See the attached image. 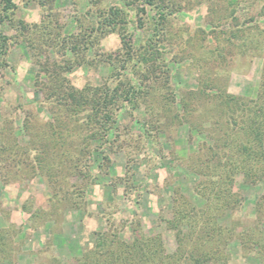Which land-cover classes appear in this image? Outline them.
I'll use <instances>...</instances> for the list:
<instances>
[{"label":"rangeland","instance_id":"rangeland-1","mask_svg":"<svg viewBox=\"0 0 264 264\" xmlns=\"http://www.w3.org/2000/svg\"><path fill=\"white\" fill-rule=\"evenodd\" d=\"M231 1L155 0L169 14L165 36L158 37L157 47L163 49L167 63V72H160L159 90L117 113L109 131L113 148L92 146L81 153L75 147L86 145V136L96 125H90L93 111L71 118L57 101L47 99L40 86L48 84L60 70L56 65L64 66L67 57L53 44L45 52L31 51L24 40L16 39L8 22L3 24L12 39L0 55V230L8 235L0 264H77L96 249L99 233L109 230L126 242L137 234L161 239L167 255L181 254L175 264H192L191 252L214 247L222 257L207 264H264V183L248 185L238 174L233 192L240 203L235 209L216 203L208 207L196 191L200 178L191 168L202 144H213L208 133L214 117L206 112L213 102L204 95L223 89L254 100L264 78V0H238L232 6ZM15 3L14 23L40 24L48 14L33 0ZM112 6L128 14L127 32L137 59L145 54L160 18L148 5L55 0L51 21L62 25L63 36L80 34L77 19L88 25L85 15ZM141 8L144 14L138 12ZM253 38L259 43H251ZM121 48L120 34L107 27L89 59L116 54ZM118 71L97 62L92 68L70 69L68 77L79 89L99 87ZM129 72L134 79L142 78L130 67ZM202 86L206 92L201 93ZM184 103L194 114L182 122L175 114H183ZM51 124H57L56 129ZM95 143L97 148L100 142ZM65 152L88 165L83 175L63 172ZM74 184L86 187L84 200L77 201ZM73 200L79 208L70 204ZM175 212L188 218L177 222ZM210 215L214 216L210 223L226 229L225 246L219 245L218 233L209 241L204 236L212 227L206 222ZM254 240H259V247Z\"/></svg>","mask_w":264,"mask_h":264},{"label":"trees","instance_id":"trees-1","mask_svg":"<svg viewBox=\"0 0 264 264\" xmlns=\"http://www.w3.org/2000/svg\"><path fill=\"white\" fill-rule=\"evenodd\" d=\"M33 1L48 11L40 24H30L22 20L14 23L13 18L17 11L15 0H0V55L5 54L9 41L12 39L2 28L3 24L5 25L7 22L14 28L16 39L18 41L24 40L29 49L36 51L37 54L42 51L45 52L46 47L49 48L53 44L52 46L58 49V52L67 57V63L64 66L56 65L60 70L52 74L48 84L41 83V88H44L47 99L57 101L56 104L59 108H65L71 118L78 116L83 111L92 110L94 119H90V121L92 120L90 125L96 124L86 136L84 141L86 145L77 144L75 151L81 153L86 147L92 146H95V149L98 147L101 149L103 145L113 148L115 141L110 138L109 131L116 123L117 113L129 104L136 106V102L145 96L146 98L155 96L156 90H159V85H161L160 72H167L164 51L157 45L161 43L158 37L163 34L162 31L169 14L165 13L163 7L157 4L155 0H122L126 7L135 6L137 2L148 5L156 10L160 17L158 24L153 28L149 42L146 44V57L141 52L136 59L137 52L133 48L132 40L127 32L129 21L125 9L112 6L108 10L99 11V14L89 12L90 14L85 15L89 21L88 25L82 20L77 19L76 21L79 22V27L82 29L80 34L63 36L62 25L60 23L56 25L51 21V17L56 16L53 10L55 0ZM237 3L238 0H232L230 5ZM138 12L144 14L145 10L141 8ZM140 22L142 24V21ZM107 27L120 34L121 50L116 54L110 53L101 59H89L90 53L99 46L100 35L101 37L104 35ZM256 40L253 38L251 43H259ZM82 55L81 59L80 56ZM73 57H78L75 63L72 60ZM214 60H217V57ZM97 62L98 66H116L119 71L99 87L88 85L79 89L72 85L68 77L70 69L81 66L92 68ZM129 67L134 74H140L142 78L137 80L130 76ZM200 90L201 93L206 92L205 86L200 87ZM219 90L221 92L218 91L210 97L207 94L204 95L213 102L206 111L211 115L210 117H214H212L211 130L208 133L213 144L210 145L206 142L202 144L199 154L193 157L195 165L191 168L200 178L196 191L209 203L208 207H212V204L216 203L234 210L240 203V200L235 199L236 195L233 192L234 182L238 174H243L244 181L248 185L264 183V78L260 92L254 100L227 94L223 89ZM172 93L174 94L173 90ZM173 100L175 99L173 98ZM187 107L184 103L183 114L176 112L175 118H180L181 121L184 120L183 118L188 120L187 116L194 113ZM195 111L199 110L196 109ZM51 127L56 129L57 124H51ZM201 127L200 124L196 126L199 131H201ZM97 140L100 144L96 148L95 142ZM63 156H65L62 162L63 172L68 171L69 176L84 174L83 169L88 167L87 164L81 163L80 159L74 160L73 156L71 154L68 156L67 152ZM89 157L93 160L92 156ZM73 186L77 190H75L77 201L84 200L86 187L77 184ZM59 190L61 191L63 188H59ZM57 197L59 198L58 194ZM77 201L73 200L70 204L79 208L80 205ZM175 214L177 222L188 218L187 215H181L177 212ZM213 217L210 215L207 218V225H212V227L206 230L204 236L209 241L218 233L222 236L219 239L221 242L219 245L225 246L228 242L226 229L218 227L214 222L210 223ZM171 224L178 226V223L175 225L172 222ZM189 226L192 227L193 225ZM181 233L183 232L179 230L178 236ZM7 237V233L0 230V256H3L7 250ZM157 240V238H147L142 234H137L131 242H126L115 230L100 232L99 238L96 240V249L84 255V258L79 259L77 264H175L181 260V254L178 252L173 256L167 255L161 239L159 242ZM252 243L259 247V240H254ZM197 250L190 253L189 259L193 260L192 264H207L213 259L219 261L222 257L219 247L202 252H199L200 249Z\"/></svg>","mask_w":264,"mask_h":264}]
</instances>
